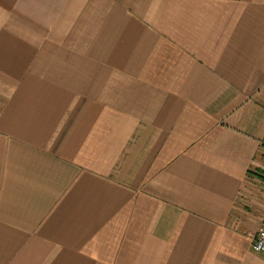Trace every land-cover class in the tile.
<instances>
[{"label": "crops", "instance_id": "1", "mask_svg": "<svg viewBox=\"0 0 264 264\" xmlns=\"http://www.w3.org/2000/svg\"><path fill=\"white\" fill-rule=\"evenodd\" d=\"M264 0H0V264H264Z\"/></svg>", "mask_w": 264, "mask_h": 264}, {"label": "built area", "instance_id": "2", "mask_svg": "<svg viewBox=\"0 0 264 264\" xmlns=\"http://www.w3.org/2000/svg\"><path fill=\"white\" fill-rule=\"evenodd\" d=\"M254 246L257 251L264 253V219L256 234Z\"/></svg>", "mask_w": 264, "mask_h": 264}]
</instances>
